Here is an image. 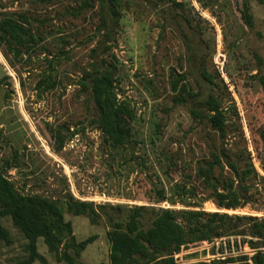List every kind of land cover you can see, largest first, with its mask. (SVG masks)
<instances>
[{
  "label": "rangeland",
  "instance_id": "rangeland-1",
  "mask_svg": "<svg viewBox=\"0 0 264 264\" xmlns=\"http://www.w3.org/2000/svg\"><path fill=\"white\" fill-rule=\"evenodd\" d=\"M181 1L183 8L165 4L152 9L143 0H123L111 56L103 52L92 57L99 37H94L100 24L98 4L75 17L66 13L65 0H0V19L26 15L33 27L40 25L42 35L17 58L0 44V166L14 164L6 176L23 192L62 201L71 194L95 204V219L65 211L77 244L97 236L80 254L68 248L77 262L111 264L109 218L124 219L135 205L264 218V0H214L208 8L199 0ZM244 2L253 16L251 27L237 10ZM103 57L117 63L116 90L135 112L133 141L126 146L108 143L93 123L90 92L79 84L83 70ZM180 74L198 94L196 101H175L171 81ZM206 94H213L227 113L224 134L191 112L193 107L206 111L199 101ZM223 150L240 173L223 157L217 176L223 172L226 179L239 180L250 164L257 172L242 179L251 185V204L229 209L212 200L198 207L157 202V189L177 198L176 184L195 186L198 196H208L211 190L204 189L198 167L212 160V152ZM149 218L152 214L146 212L145 227ZM1 222L12 242H0V264H16L28 255V239L10 216ZM239 230L248 228L241 223ZM249 240H259L258 248H250ZM37 245L46 261L34 264H68L43 238ZM256 250H264V238L247 231L212 243H191L175 260L207 264L227 254L250 257Z\"/></svg>",
  "mask_w": 264,
  "mask_h": 264
},
{
  "label": "trees",
  "instance_id": "trees-1",
  "mask_svg": "<svg viewBox=\"0 0 264 264\" xmlns=\"http://www.w3.org/2000/svg\"><path fill=\"white\" fill-rule=\"evenodd\" d=\"M42 1L52 3L57 0ZM65 1L69 2L65 8L66 13L75 17H79L98 4L100 24L94 37H99L96 46L91 49V56L98 57L103 52L111 56L123 0ZM143 1L152 9L165 4L184 7V2L181 0ZM209 1L214 0H199L204 8L209 7ZM237 10L244 23L251 27L253 16L248 3H239ZM184 17L187 23H190L189 18ZM40 28V25L33 27L30 17L26 15L4 16L0 19V44H6L15 58L20 57L25 53L27 46H33L42 39ZM206 79H211V76H207ZM185 80V74H180L171 81L173 91L177 92L175 101L181 103H185L187 99L196 101L198 94L189 88ZM117 81V63L103 57L99 61L91 62L89 68L83 70L79 84L90 92V98L95 106L93 123L101 128L108 143L112 146H126L133 141L132 122L135 120V112L126 99H120L116 90ZM262 81L264 84V78ZM55 85L56 83H53L49 88H54ZM199 101L204 103L206 111L193 107L191 112L194 116L206 119L213 128L224 134L228 116L219 100L213 94H206ZM223 157L227 159L236 175L240 173L237 163L231 159L226 150L212 152V160H207L198 167V176L203 178L204 189L211 190L208 196H198L199 190L195 186L176 184L177 198H169L164 189H157L155 199L157 202L168 200L173 205L179 202L187 207H198L208 200H212L219 208L229 209L251 204L253 202L251 185L243 184L242 179L249 177L252 172L257 176V172L250 164V167L242 170L239 180L230 177L226 179L223 172L217 176L216 169L218 167L223 169ZM3 165L0 166V242L2 240L6 244L12 242L9 231L1 222V218L5 216H10L14 225L28 239L26 246L28 255L18 260L16 264H34L37 260L46 261L38 251L39 238H43L49 250L60 254L68 264H85L77 262L68 248L74 247L76 253L80 254V251L92 243L97 236H90L77 244L73 236L72 224L65 219V211L75 215H88L91 219H95L98 215L95 204L76 199L71 194L62 201L37 193L23 192L12 179L6 176V170L14 167V164L6 161ZM191 197H197V202H190L193 201ZM115 208L123 207L117 205ZM146 212L152 214L147 227L143 220ZM109 221L112 224L108 232L111 264H177L175 255L194 242L212 243L216 239L246 235L247 231L252 237L264 238V218L258 219L251 215H229L218 211L135 205L130 208L126 218L116 220L110 217ZM249 221L253 223L250 224ZM241 223L247 226L248 230H239ZM257 241L259 240H249L250 248L257 249L259 243ZM238 258L242 261L239 264H264V250H256L250 257L227 254L213 258L207 264H238Z\"/></svg>",
  "mask_w": 264,
  "mask_h": 264
}]
</instances>
